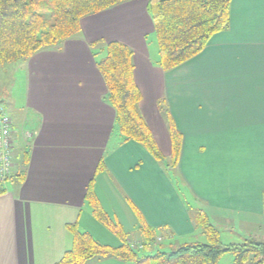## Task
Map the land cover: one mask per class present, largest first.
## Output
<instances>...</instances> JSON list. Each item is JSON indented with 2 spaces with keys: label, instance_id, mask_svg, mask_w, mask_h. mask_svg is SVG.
<instances>
[{
  "label": "crops",
  "instance_id": "crops-1",
  "mask_svg": "<svg viewBox=\"0 0 264 264\" xmlns=\"http://www.w3.org/2000/svg\"><path fill=\"white\" fill-rule=\"evenodd\" d=\"M152 35L148 0H129L85 16L78 35L22 59L19 118L33 136L25 146L10 115L19 140L14 153L23 156L27 148L30 157L24 181L13 180L0 195V264H56L72 245L70 223L103 244L120 245L106 238L109 231L87 206L92 180L111 217L128 216L139 226L137 208L159 238L175 241L172 248L199 242L198 209L235 240L264 230V0H232L229 28L168 71ZM111 41L134 50L140 111L164 156L172 154L169 117L182 134L179 162L169 165L176 184L161 161L116 125L97 64L102 43ZM16 169L14 163L12 177ZM110 203L120 214H112ZM87 264L130 263L95 257Z\"/></svg>",
  "mask_w": 264,
  "mask_h": 264
},
{
  "label": "trees",
  "instance_id": "trees-1",
  "mask_svg": "<svg viewBox=\"0 0 264 264\" xmlns=\"http://www.w3.org/2000/svg\"><path fill=\"white\" fill-rule=\"evenodd\" d=\"M126 1L129 0H0V67L29 58L41 49L59 46L80 33L85 16ZM231 3L232 0H148L162 69L171 70L196 56L214 34L228 29ZM102 44L105 55L97 64L107 86L105 100L115 109L120 133L126 140L141 143L161 161L164 154L139 107L142 93L135 80L134 50L120 41ZM168 121L172 154L167 164L176 166L182 134L171 117ZM29 157L26 148L22 156L24 167L13 177L9 176L18 184L24 181ZM102 168L103 160L98 170ZM6 180H0V195L7 192ZM86 200L96 219L114 229L122 243L118 246L103 244L91 233L81 231L77 223H70L67 228L72 235V245L56 264H87L95 257H115L130 264H216L226 252L234 254L233 264L264 263V242L249 239L241 244L222 243L220 229L201 209L196 210L195 222L207 242L183 243L171 251L140 255L121 224L115 223L100 204L94 180L88 185ZM135 211L140 218L139 231L145 247L155 242L157 235L141 212L137 208Z\"/></svg>",
  "mask_w": 264,
  "mask_h": 264
},
{
  "label": "rangeland",
  "instance_id": "rangeland-1",
  "mask_svg": "<svg viewBox=\"0 0 264 264\" xmlns=\"http://www.w3.org/2000/svg\"><path fill=\"white\" fill-rule=\"evenodd\" d=\"M152 36H153L152 37L153 42L155 43L157 48H159L157 37H155L154 35H152ZM21 62H23V61L17 60V61L11 62L5 66L0 67V111H4V112H6L12 116L15 115L16 116V121H15L16 126H14V128L16 129V131L18 133L20 132L23 134L24 130L22 131V129H23L22 125L24 124V122L22 119L19 118L20 114L23 112L22 109L25 106L24 86H23L22 77H21V74H22V70H21V66H20ZM23 137H24V135H23ZM30 139L29 140L24 139V142H27V141L30 142ZM20 141H21V144H23L22 137H21ZM18 142H19V140L18 141L16 140L15 145L18 144ZM29 142H27L25 144V146H27V144H29ZM15 153H16V155H15ZM15 153L13 154V159H14V163L16 164V168H17L16 171H19L20 169H22L24 167L23 160H22V156H21L19 151L15 152ZM15 158H16V161H15ZM170 159H171L170 157L164 156V159L161 160V163H162V165H164V167L168 171V174H170V176L174 179V182L176 184L177 183V177L175 175H173V169H171L170 166L167 164V163H169L168 161ZM12 182H13V179H9V180L7 179L4 182L5 187H7ZM104 191H105L106 197L111 192V190L108 186L104 189ZM110 205L112 208V214L117 213V212L120 214L121 211L115 203H110ZM87 206H88L89 210L93 212V208L90 205H87ZM112 219L115 223L121 224L124 231L127 233L128 238L131 239L130 241H132L133 245L135 246V249L139 252L140 255L153 254L159 250L171 251L172 249H175V247L172 248V246H171V243H175V241L169 237H164L162 239L159 238V236L163 237V235L160 232L157 233V239L155 240V242H152L150 245L143 247V241H142L143 237L139 231L138 224H135V222H137V221L133 222L132 219H130L128 216L127 217H125V216L121 217L122 222H120L114 216L112 217ZM101 223L109 231V233H107V235H106V238L110 237V234H111V236L112 235L115 236V238L120 243H122L121 237L114 231V229L110 228L109 226H107L103 222H101ZM139 224H140V222H139ZM219 229L221 232L222 243H224V244H231V243L241 244V243L245 242L244 238H238V240H235L236 239L235 237L234 238L226 237L224 232L221 230V228H219ZM95 230L97 232H99L98 229H95ZM101 230H103V229H101ZM81 231H83V230H81ZM200 232H202L201 229H199V234H197L195 236L194 241H199V242H204V243L207 242L206 235L205 234L203 235ZM94 238L97 239L95 236H94ZM249 239L250 240L254 239V240H257L259 242H264V230H259V229L256 230L255 233H253V235ZM182 241H185V240H181V242ZM187 241L192 242L193 238H190ZM234 259H235V256L232 252H226L221 256L220 260L216 264H233ZM125 262L130 263L129 261H125Z\"/></svg>",
  "mask_w": 264,
  "mask_h": 264
},
{
  "label": "built area",
  "instance_id": "built-area-1",
  "mask_svg": "<svg viewBox=\"0 0 264 264\" xmlns=\"http://www.w3.org/2000/svg\"><path fill=\"white\" fill-rule=\"evenodd\" d=\"M25 139L33 136L32 131H23ZM15 140L13 137V120L11 116L0 111V180H6L13 170Z\"/></svg>",
  "mask_w": 264,
  "mask_h": 264
}]
</instances>
